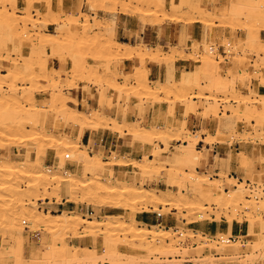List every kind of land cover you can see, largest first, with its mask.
<instances>
[{"label":"rangeland","instance_id":"obj_1","mask_svg":"<svg viewBox=\"0 0 264 264\" xmlns=\"http://www.w3.org/2000/svg\"><path fill=\"white\" fill-rule=\"evenodd\" d=\"M46 1L0 0V12L2 13L0 14V38L3 36L4 39L2 42H4L9 36H14L21 49L20 54H11L8 60L0 61V64H3L0 77L4 78L3 85L5 91H9V86L12 83L9 79L10 70L13 63H17L21 70L19 71L16 82L17 88L20 89V95L25 93L22 87H25L27 91L30 88L32 89L31 94L34 98L37 96L38 99L26 101L27 98L21 97L15 99L17 104L25 107V109H29L32 106L31 104H35V110H31L33 114L38 110L36 112L42 113L45 111L53 117L54 115L51 114L56 113L58 117H63L59 122L61 124L64 120L63 126L58 129L54 137L77 143L80 149L78 151L74 148L63 149L62 147L54 146L53 141H47L50 145L53 144L51 147L52 154H48L45 151L32 152L29 155L25 154L32 162L30 164H22L23 168L36 171L44 170L46 172L47 166L53 165L54 170L52 169L49 172L57 175L67 176L69 175L67 171L70 174H81L83 173L84 167L81 162L79 163V167L73 164L75 162V160H72L74 154L82 151V153L87 152L90 155L98 154L101 158V163H103L102 165H108L111 159L113 160L115 158L114 155L118 156L119 154L122 161L124 160L123 162L130 160L129 162L132 163L131 166H115L113 170L106 171L105 174L100 170H96L95 172H90V175H88L89 178L87 177V179H90L92 175H94V178H100L102 175L101 177L106 180L114 178V176L121 177L118 183H116L117 189L122 186L137 187L145 192L154 191L156 194L162 196L172 192L176 196L186 194V196L190 197L194 192L192 190V184L193 182L195 183V178L198 179L202 175L209 179H218L216 184L218 186H212L216 191L220 188L228 191L236 188L234 186L235 184L237 187L242 185L245 191L243 195L246 197L244 199H232L229 195L227 196L225 194L227 198L219 200L212 196H204L205 194L202 193V199H199L195 206H189L187 209H176L172 206L164 208V206L158 205L157 212L150 214L154 218L158 213L165 211L166 216L175 218L176 223L173 226L167 227L165 223L157 224L156 220H153L149 224H143L140 221L144 211L155 209L153 200L147 198L145 195L144 197H128L126 195V197H123L117 190L110 194V196L104 195L105 193L103 195L101 194L96 200L89 198L88 200H83V202L80 200L69 201V193L71 191H77L78 194L76 193L77 195L75 196L80 198L83 191L80 188L81 184L53 183L47 186L48 193L54 192L53 194L56 193L58 195L57 197L55 195L51 197L48 195V198H46L45 194L41 191L42 195L29 200L30 205H27L25 204V201H28L27 197L21 194L26 191L25 189L23 191V188H26L28 191L30 183L27 182L29 180H19L20 183L13 184L15 189L19 187L20 189L18 190H21L16 195L17 200H0V207L8 208V210L0 212V219L1 221L4 220L3 222L0 221V264H44V262L45 264H77V260H70L69 258L68 260L64 256H61L64 252L60 249V246L63 244H73L93 248L96 247L94 237L103 238L102 230H100L101 232H99L98 228L94 229L96 232L88 230V222H84L81 218L95 221L112 219L119 220V222L133 220L137 221L138 227L157 229L153 234H149L141 240L130 241L129 239L132 235L129 234L127 236V243H130V247L138 246L140 243L145 245L148 240H155L156 244L159 245L161 244L159 243L162 238L161 233L167 230L171 231L172 238L169 237L165 241H168L169 244L171 243L177 249L176 252H169L167 255L160 253L152 247L151 250L144 251L141 256L128 255L125 260L127 262L131 261L135 262V264H200L204 261H212V263L214 262L213 264H224L232 261H246L247 264H264V229L259 230L255 225L256 221L264 222V122H260L262 119L259 117L253 119L246 112L244 114L240 111V109L243 110V106H251V109H259L260 107L261 111L264 108V105H262L264 101V16L261 14L264 11V0H242L245 3L243 9L237 12V14H230L229 16L224 15L230 7L225 5L222 10L216 12L213 10L214 15L205 18H202L197 13H188L184 0H181L182 5L176 10H173L169 6L163 8L164 10L158 9L153 0H78L80 2V8L73 9L70 5H66L65 13L63 12L65 14L64 16L59 17L60 12L56 13L55 17L57 19L59 18L58 21L53 20V15H50L49 7L45 6ZM214 2L216 3L218 0L194 1L197 6L205 4L210 9H213ZM53 3L57 5L58 1L56 0V3ZM249 4H254V7L255 4H258L255 7L257 12L249 14L247 12ZM144 11H151L152 14L145 15ZM69 13L74 14V16L78 13L81 16V23L79 24L81 31L76 37L72 33L73 27L67 23L66 17H69ZM7 17L8 20L9 18L17 19L14 21L17 23V29L15 32H12L14 35L10 34V29L5 26L4 22H6L5 19ZM186 17H194L197 23H186ZM167 23L176 24L181 28V38L178 44L173 42L167 44H162V42L151 44L141 38L140 33L145 30V27L148 26L157 33L160 26ZM122 28L126 29V36L131 39L133 46L141 48L142 51L146 47H152L154 51L159 54L161 53L159 55L160 59L153 60L149 56L143 59L140 54L133 50V55L128 53L129 56H127V53H125L127 57L125 58V54L120 52L125 51V48L121 47L113 48L114 51H107L106 46L114 42L117 43V41L119 42V39H123L120 35ZM192 28H194V34H190L189 32ZM132 36L137 37V40L133 39ZM50 39H55V42L64 44L62 56L59 57L63 59L64 65L61 71L57 68H51L48 70V72L50 71L49 73H44L42 69L39 71L42 63L38 56L46 59L52 56V53L47 54L48 56L44 54L47 56L45 57L43 54L35 52L39 51V46H35L33 49V47L26 45L29 40H32L36 45H40L42 40L46 44L47 40ZM112 40L115 41L113 42ZM125 40L128 41V39ZM76 42L79 44H75ZM71 43H74V47L70 45ZM222 45L225 47L226 53L223 52L224 48ZM210 46H213V48L210 49ZM7 51L13 53V50H5V52ZM145 52L147 51L145 50ZM23 54L27 55L22 56ZM74 56L78 58L76 62H79V65L82 66H79L81 69L77 71H72L78 68H76L77 66L71 65L72 62H70ZM23 58H26L28 62L26 63L25 59L23 61ZM166 58L176 60L169 62ZM178 58L190 60L191 66L187 70H177V73H174L171 78L165 80L158 79L157 81L151 80L148 68L150 63L173 67V64L179 60ZM72 66L74 69H72ZM84 67H86V70L83 71L82 69ZM212 75H219L221 81L228 83L227 85L231 87L224 92H208L207 89L210 85ZM112 77H114L113 79L115 81L114 86L122 88L124 91L115 89L113 85L111 87L110 82L107 81L112 79ZM194 80L196 83H194ZM43 88H48L51 93L55 90H58L55 92H59L60 90L67 97L69 96L70 89L82 88L85 89L86 94L89 92L92 97L98 96L100 105L99 107H94L86 103L80 109L74 107L72 109L69 106V102H75L69 96L67 99V108L72 110L76 109V113L79 112L77 113L78 115L86 114L85 116L83 115V118L81 117L80 124L77 123L79 125L78 127H80L78 132L74 126L76 123L69 122L65 114L64 116H60L64 112L62 108L59 106V108L56 107L54 103L51 105V99L45 98L46 95L45 91H42ZM200 95H208L209 98H197ZM181 96H185L187 100L179 101V97ZM6 97L11 98L9 97V93ZM52 100H54V96ZM210 103L218 106L216 114L208 111L207 108ZM189 104H195L196 106L195 110L190 113L187 111ZM159 105H162L163 108L158 109L160 107ZM130 107H136L139 110V119L128 121L127 114ZM111 108L116 109V114L112 115L111 112L106 110ZM56 110L59 111L56 112ZM159 110H162L160 112L163 113L162 115L158 112ZM97 112L102 117H99ZM94 113L100 121L97 120V116L93 115ZM146 113L154 114V117H145ZM190 115L202 118L205 121H215L217 126L214 129L202 128L200 130H193L191 126H188L189 123L187 122ZM175 122L179 123L182 127L184 126V130L171 131L169 126L172 123L175 124ZM44 124L42 122L33 124L32 126L34 127H30L29 125L27 127V133H29L31 128H33L32 134H35L34 132L40 131L44 127H51L47 122ZM69 126L70 130L65 132L63 127ZM34 129L37 131H34ZM104 129L113 132L115 135L127 136L132 141L134 140L132 143L133 145L135 144V151L133 147L116 150V145H112L110 152L107 151L108 147H100L90 152L88 146L82 142L85 134L88 132L92 135L96 132L99 134ZM72 130L76 133L71 132ZM40 140V142H44L42 141L43 138ZM37 141L38 139L34 142L37 143ZM237 141L240 143L239 146H235ZM17 142H14L13 147L19 149L21 152L19 155L23 157L24 152H28L29 145H17ZM199 142L204 143L201 146ZM144 143L150 145V148L145 152L147 153V163H153V167L158 162L160 166L154 172L153 170L145 169V153L140 152L141 148L145 146ZM215 144H219L227 156L222 157L218 153L214 155L216 164L220 163L219 161H223L226 166L221 165L222 167L218 174L212 170L213 167L207 172L198 169L203 166V160L205 161L207 156H209ZM185 145L195 146L194 149L200 151L198 154L200 156L193 165L185 167V176L180 178L177 172L176 161L177 156L185 155L184 152L187 149ZM208 147H211V151L208 150ZM4 157L0 155V164L7 163ZM244 157L248 162L243 159ZM149 159L154 161L152 162ZM242 160L247 162V168L245 169L241 163ZM225 168H227L226 171ZM168 170L173 171L170 173ZM230 171H235L236 174L234 173V176H232L229 174ZM136 173L141 175V180L135 176ZM124 175L126 177L122 178ZM161 181L162 183L165 182V184L162 185ZM234 200L237 201L235 202ZM101 206L102 209L106 210L103 215H100L95 209L98 207L101 208ZM28 207H33L38 212L42 211L43 213L49 214H58L65 211L69 215L73 213L80 214L81 220H79L78 229L75 232V229L61 226L60 223L53 226L54 230L47 229L45 228L46 226H35L38 223L29 219L27 220L24 216H28L25 213L22 214ZM81 207L86 208L87 211H92L91 216L83 215L81 213L82 211H80ZM114 207L119 209L117 212L115 211V214L112 212V208ZM13 210L18 211L15 214L16 216ZM5 213L6 216L8 215L10 217H6L10 219L8 220L10 224L4 218ZM2 214L4 215L2 216ZM14 217L18 218L15 219V223L11 221ZM229 220L237 222L240 226L232 234L227 232L228 230L226 229ZM205 223L206 227H204ZM244 227H246L245 230L251 235H258L259 239L254 240L256 238L255 236L248 239L247 235L244 234ZM161 230L163 231L161 232ZM83 231L86 233H83ZM117 233L119 234L117 236L120 237V240L125 237L120 232ZM179 234H182V236ZM195 234H200V236ZM25 237L27 238V247L23 246L22 243ZM230 237L236 239L229 240ZM253 240L255 242L257 241L260 245L254 243ZM48 242L53 248L50 247V250L48 249L51 252L48 251L47 253L50 254L43 256L48 259L43 260L41 258L42 255L39 254V256L37 251H39L38 249H47V246H49ZM226 243H232L234 246H225ZM252 243L256 244V247L251 249L253 251H250L252 256L254 254L253 259H249V249L235 250V247L238 245H252L251 248H253L255 245ZM100 248L97 246V249L100 250ZM20 251L22 252L20 253ZM78 261L79 264L90 263L86 261H82L81 263V260ZM91 263L94 264L95 262ZM112 263L113 261L111 262L109 258L102 256L98 258L95 264Z\"/></svg>","mask_w":264,"mask_h":264},{"label":"bare ground","instance_id":"obj_2","mask_svg":"<svg viewBox=\"0 0 264 264\" xmlns=\"http://www.w3.org/2000/svg\"><path fill=\"white\" fill-rule=\"evenodd\" d=\"M57 1H58L57 5H55L53 3V2L56 3V0H47L45 2V6L49 7L50 15L51 14L53 15V16L52 15L51 16H52L53 20H55V21H58V19H59V18L57 19V17H55L57 12H60V14H59L60 16L57 15L59 17L65 15L64 14L65 13L64 10L67 7L66 5H70L73 9L74 8H78L80 6V2H78V0H57ZM137 1H140V0H137ZM141 1H144V0H141ZM146 1H148V0H146ZM153 1L156 3L155 5L158 7V9H163V8H166V7L169 6L173 10H176V9H179L181 7V5H182L181 0H153ZM153 1H150V2H153ZM194 1L195 0H184V3L186 4V8H187L188 13H197L202 18L210 17L211 15H214L213 9L208 8L207 6H205V4H201V5L197 6L196 5L197 2L194 3ZM14 5H16V4L14 3ZM216 5H217L216 8L218 10H222L225 5H227L228 7L230 6L229 9L227 10V13H224V15H228L229 16L230 14H232V15L234 14L235 15V14H237V12L242 10L244 5H245V3L242 0H218V2H216ZM256 5H258V4H255V7H256ZM255 7H254V4H249V8H247V12L249 14L257 12ZM58 10H60V11H58ZM144 12H145L144 13L145 15L152 14L151 11H144ZM79 13H81V12H79ZM0 14H2V13L0 12ZM249 14H247V15H249ZM261 14L264 16V11L261 12ZM46 15H48V14H46ZM75 16H74V14L69 13V17H66V18H67V23L71 24L69 26L73 27L72 33L76 37V36H78V34L81 31L79 29V24L81 23L80 22L81 21L80 20L81 16H79L78 13ZM0 19H1V17H0ZM15 20H17V19H15V18L10 19L9 18V20H8V17H7V19H5L6 22H4V23H5V26L10 29V34H13L12 32L13 31L15 32V30L17 29V23L14 22ZM186 23L196 24L197 21H196V19H194V17H191V18H187ZM113 24L115 25V23H113ZM0 25H1V23H0ZM27 31H29V30H27ZM27 31H26V33H27ZM3 39H4V37L1 36V38H0V61H2V62L8 60V58L11 57V54H20L21 53V49L18 46V41L16 40V38L14 36L11 35V37L9 36V38L6 41L2 42ZM54 40H51V39L47 40L46 44H44V40H42L40 45H36L35 43L32 42V40H29V42L26 45L28 47L29 46L33 47V49L35 48V46H39L38 47L39 51H35V52H39L40 54H43V55L44 54L47 55V54L52 53V56H49L46 59H42L40 56H38V58L41 59V63H42V67H41V63H40V67L41 68H39L40 69L39 71H41V69H42L43 70L42 72H44V73H46V72L49 73L50 71L48 72V70L51 69V68L52 69L57 68L58 70L61 71V68L64 65L63 59L59 58L60 56H62V51H63V48H64V44L61 43V42H57V41L55 42ZM112 41L114 42L115 40H112ZM77 43L78 42H76L75 44H77ZM111 44H113V45H111ZM111 44L106 46L107 47L106 48L107 51L108 50L112 51L113 48L121 47V48H125V51L124 50L123 51L118 50V51L122 52L123 54L127 53V56H129L128 53L132 54V52L134 51V52H137L138 54H140L141 58H143V59H146L148 56H149V58H152L153 60L160 59L159 55H161V53L160 54L157 53L156 51H154V49H152V47L151 48L150 47H146L145 50L147 52H145V50L142 51L141 48H136L135 46L127 44V43H120V42L117 41V43L114 42V43H111ZM70 45H73V47H74V43H71ZM212 48L210 46V49H212ZM7 49L13 50L12 51L13 53H11L10 51L5 52V50H7ZM30 50H28V51L31 53ZM135 50H138V51H135ZM140 50L142 51V53H141ZM29 52H28V54H29ZM32 52H34V51H32ZM170 54H171V52H170ZM26 55L23 54L22 56H26ZM47 56H45V57H47ZM124 57L127 58L126 54H125ZM29 58H31V57H29ZM24 59L26 60V63H27L28 62L27 59L23 58L22 60L24 61ZM76 59H78V58H76V56H74L72 61H70V62H72L71 65H74L75 67L77 66L76 68H78V69H74V67L72 66L73 68L72 67L71 68L74 69L72 71H77V70L81 69L80 67H82V66L79 65V62H76ZM166 59L169 62H173L174 60H176V59H169V58H166ZM38 60H36V61H38ZM23 63H25V62H23ZM29 63L31 64V62H29ZM9 64H10V62H9ZM28 64H27V66H28ZM30 64H29V67H30ZM2 65L3 64H0V72H1ZM85 68L86 67H84V69H82V70L83 71L86 70ZM33 69H31V70H33ZM82 70H80V71H82ZM19 71H21L20 68H19V65L17 63H13V66H12V68L10 70V75H9V79H10V81H12V83L10 84L9 89H8L9 91H5L4 85H3L4 78L0 77V155L5 156L4 158L6 159V162H7L5 164H0V196H1L0 200H12V201L15 200V199L17 200L16 195H18L21 190H18V189H20L19 187H17L18 189H15V186L13 184L20 183L21 180L22 181L29 180L27 182L30 183L28 191H27L26 188H23V191H24V189L26 191L23 192V194H21V195H25L27 197L28 201H25L26 202L25 204H27V205H30L29 200L38 198L39 195H42L41 191H42V193L45 194L46 198H48V195L50 197L54 196V195L57 197L58 195H56V193L53 194L54 192L53 193L52 192L48 193V187L47 186H50L53 183H60V184L61 183H69L71 185L81 184L80 188H82L83 191H82V194H81L80 198H77L75 196V195L78 194L77 191H71V193H69V197H70L69 201H75V200L78 201V200H80V201L83 202V200H88L89 198L92 199V200H94V199L96 200L97 197L100 196L101 194L103 195L105 193L104 195L110 196V194L114 193L117 190H118L117 192L120 193V195H122L123 197H126V196H128V197H132V196L133 197L134 196L144 197V195H145L147 198H150L151 200H153V202L155 203V209H153L151 211H148V210L144 211L142 217L140 218V221L143 224H149V223H152L153 220H156L157 224L158 223H161V224L165 223V224H167V227H169V226H173L176 222H175V218H173V217L170 218L169 216H166L165 211L161 210L162 212L158 213L156 217L154 216V218L150 214V213H153V212H157L158 205H162V206H164V208L167 207V206H172V207H174L176 209H182V208H186L187 209V208H189V206H195L197 201H199V199H202V197H203L202 193L205 194L204 196H212L215 199H219V200L220 199H226L227 197L225 196V194H227V196L229 195L230 198H232V199H244L246 197L245 195H243L245 191H244V187L242 185L237 187V185L234 183L235 184L234 186L236 188H233V189L228 190V191H224L222 188H220L219 190L216 191L214 189V187H212V186H214V185L218 186V185H216L218 179L217 178L216 179H209L208 177H205V176L203 177L202 175H200V177L197 176L198 179L195 178V183L193 182V184H192V186H193L192 190L194 192H193V195L190 196V197L186 196V194H182V193H181L182 195H179V196L177 195L176 196V195H173L172 192L169 193V194H166L165 196H162V195L156 194L154 191H146L145 192L141 188H137V187H125V186H122L121 188L117 189L118 187L116 186V183H118V181H119V179L121 177L118 178V177L114 176V178L106 180V179H103V177H101L102 175L100 176V178L99 177L98 178H94L93 177L94 175H92V177L90 179H87V177L89 178V176H88V175H90L89 173L90 172H95L96 170H100L103 174H105L106 171L109 172V171L113 170V167H115V166H120V165L121 166H129V165L131 166L132 163L129 162L130 160L128 162L127 161L123 162L124 160L122 161L121 157H119V154H118V156L114 155L115 158H113V160L111 159V162L108 165H102L103 163H101V158L99 157L98 154L90 155L87 152L82 153L83 151L79 152L77 154H74L72 156V160H75V162L73 164L76 167H79L80 166L79 163L81 162L82 166L84 167L83 168V173H81V174L74 173L76 175L70 174L69 171H67V173L69 174L67 176L66 175H57L55 173H51L49 171H52V169L54 170L53 165L52 166L48 165L47 166L48 171L46 169V172L44 170L36 171V170L28 169V168H23L22 164H26V163L30 164V162H32L31 159H28L27 155H29V153H32V152L36 153V152H39V151H42V152L45 151V152H48V154L49 153L52 154L51 147L53 146V144L50 145V143H47V141H53L54 146H57L59 148L60 147H62L63 149L74 148L76 151H78L80 149V146L77 143L68 141L67 139L54 137V134H56L58 129L63 126L62 124H63L64 120L62 121L61 124L59 123L60 120L63 117L62 118L58 117V115H56V113L55 114H51V115H54V117H53V116L48 115V113L45 112V111L42 112V113L41 112L40 113L36 112L38 110H36L35 113L33 114V113H31L32 112L31 110H35L34 109L35 108V106H34L35 104H31L32 106H30V108L28 107L29 109H25V107H23V106L21 107L20 105L17 104V101L15 99H18V98H21V97L27 98L26 101H29V100L31 101L33 99L38 100L37 96H36V98H34V96L31 94L32 89H30V88L28 89L29 91H27V89H25V87H22V90L25 93H23V95H20L21 94L20 93V89L17 88V85H16V82L18 80ZM66 72H67V70H66ZM34 73H37V72H34ZM38 73H40V72H38ZM50 75H51V73H50ZM113 78L114 77H112V79L109 78L110 80L107 81V82H110L109 84H111V87H112V85L113 86L115 85V81H114ZM194 83H196L195 80H194ZM227 84L228 83H224V82L221 81V78H220L219 75L218 76L212 75L211 76V82H210V85L208 86L207 90L210 93H213V92H224L226 89H229V87H231L230 85L228 86ZM114 88L115 89H119L120 91H124L122 88H119V87H115L114 86ZM43 89H42V91H45V95H46L45 98L51 99L50 102L52 101L50 104L52 105L54 103V105L56 107L59 106L64 111V112H62V114L60 116H64V114H65L67 116L69 122L80 124V122H81L80 119H81V117L83 118V115H84L83 113L84 112L81 113L83 115H78L77 113H79V112L76 113V109L72 110L73 109L72 107H71L72 109L67 108V99L69 98V96L67 97L65 95V93H63L60 90H59V92H55V91H58V90H55L54 92L51 93L48 88H45L44 90ZM82 91H83V94H85L84 96H86L85 89H83ZM8 93H9V97H11L10 99L6 97V95ZM53 96H54V100H52ZM117 96H119V94H117ZM179 98H180L179 101L187 100V98L185 96H181ZM195 98H196V96H195ZM197 98L206 99V98H209V97H208V95H200L199 97L197 96ZM8 100H10V101H8ZM73 101L75 102L76 105H79L81 107H84L83 104H86V98L85 97L81 101H78L77 99L76 100L73 99ZM194 102H196V101H194ZM262 105H264V101L262 102ZM208 106L209 107L207 109H208L209 112H212V114L213 113L214 114L217 113V111H218L217 107L218 106H216L213 103H210ZM161 107H162V105L160 107H158V109H161ZM187 108H188L187 111H189V113H190L191 111L195 110L196 106H195V104L194 105L189 104V106ZM57 111H59V110H56V112ZM161 111L159 110L158 112L160 113ZM240 111L242 113L246 112V114H248L249 117L252 116L253 119L256 118V117H259V118L262 119V120H260V122L261 121L264 122V108L261 111L260 107H259V109H251V106H249V107L243 106V110L240 109ZM91 113H93V112H91ZM160 114L162 115L163 113H160ZM93 115H95V113ZM93 115H91V116H93ZM97 115L99 116L98 112H97ZM97 115H95V116H97ZM98 116H97V120L100 121V119H98ZM100 116L102 117V115H100ZM103 118H105V117H103ZM103 118H101V119H103ZM160 118H161V116H160ZM68 121H67V123H68ZM41 122L43 124L47 122L48 124H50L49 126H51V127H49V128H45L44 127L40 131H37L36 129H34V131H37V132H34L35 134H32L33 133L32 132L33 128H31V130H29V133H27V129H28L27 127L29 125L31 127L33 124H38V123H41ZM76 124L74 125L75 128H76L75 130H77L79 132L80 127H78L79 125L78 124L76 125ZM32 127H34V126H32ZM183 127L179 123H176V122H175V124L172 123L169 126L170 130L174 131V132L181 131V130L183 131L184 130ZM63 128H64L65 132L70 130V126L69 127H63ZM73 130L71 132H74ZM166 132H167V130H166ZM74 133H76V132H74ZM177 133H179V132H177ZM1 136H3V137L1 138ZM41 138H43L42 141H44V142L46 141V143L40 142ZM36 139H38L37 143H35ZM15 141H18L17 145L18 144H24V146L25 145H29V148H28L29 150H28V152L27 151L24 152L23 157H20L19 153H21V152L19 151V149L13 147L14 144H15L14 143ZM144 145L145 146H143V147L141 146L142 148H141L140 152H142V153L147 152V150L150 148V145H147V143L146 144L144 143ZM185 147L187 148L186 151L184 152L185 155L177 156V161H176L177 172L180 175V178L181 177L183 178L185 176V167H189V166L193 165L196 162V160L198 159V157L200 156V155H198L200 153V151L195 150L194 149L195 146H193V145H185ZM59 148H57V149H59ZM25 154H27V155H25ZM115 154H116V152H115ZM144 155H145V158H144L145 161L144 162L146 163L145 164V167H146L145 169L153 170V172H154V170H157L158 167H160L158 162H157L156 166L153 165V167H152L153 163L149 164L146 161L147 160V153H145ZM152 159H149V160L153 162L154 160H152ZM243 159H245V157ZM245 160L241 161V163L243 164V168L244 169L247 168L246 163L248 162L247 160H246L247 162ZM168 171H170V173H171L173 170H168ZM150 172H152V171H150ZM135 176L138 177L140 180L142 179L141 175H138L137 173L135 174ZM125 177L126 176L124 175L122 178H125ZM44 194H43V196H44ZM105 197H107V196H105ZM18 198H19V196H18ZM22 198H25V197H22ZM102 198H104V197H102ZM89 204H93V203H89ZM90 209H92V208H90ZM95 209L97 210V212L100 215H103L106 212L105 209H102V206H101V208L98 207V208H95ZM124 209H127V208H124ZM4 210H8V208H4V207L1 208L0 207V212H2ZM112 210H113L112 211L113 214H115V211L117 212L119 209L114 207V208H112ZM80 211H82L81 213L83 215H88L89 217L91 216V212L92 211L91 212L87 211V209L84 208V207H81ZM16 212H18V211L15 210L14 211V215L16 214ZM24 213H25V215H27L29 217L28 218V217L24 216L25 218H27V220L29 219V220H31L33 222L38 223L37 225L35 224V226H41V227H45L46 226L45 228H47V229L49 228L51 230H54L53 229L54 225H57L58 223H60L61 226H65V227H68V228L75 229L74 231L76 232V230L78 229L77 226H79L78 225L79 224V220H81V219L84 222H88V226H87L88 230L95 231L94 229H97V228H98L99 232H101L100 230H102L103 238H99V237L97 238V236L94 237V243L96 244V247H93V248L88 247V246L81 247V246L73 245V244L72 245L71 244L70 245L69 244H63L62 246H60V249H62L63 252H64L61 256H64L67 259L69 258L70 260H75V261L76 260L77 261L81 260V263H82V261L90 262L89 264H92L91 262H93V263L95 262L96 263L98 258L104 256V257L109 258V260L111 262L113 261L112 264H135V262H131V261L127 262V261H125L128 255L132 254L133 256H137V255L141 256V254L144 251H149L148 249L151 250L152 247H154L155 250H158L160 253H163V254L164 253L165 254H167V253L169 254V252L172 253V252H176L177 251V249H175L172 246L171 243L169 244L168 241H165V239H169V237L172 238L171 237L172 233L169 230L161 233V237L162 238L160 239L159 243H161V244H159V245L156 244L155 240H148L147 244H145V245L140 243L138 246L130 247V245H129L130 243H127V240H128L127 236L129 234L132 235L131 238L129 239L130 241L141 240V239L146 238L149 234H153L157 230L155 228L154 229H150V228H146V227H138L137 221H133V220L129 221V222H119V220H112V219H102V220H99V221H95V220H92V219H88L87 220L86 218H81L80 214L73 213L72 215H69V213L67 214L66 211L58 213V214H49V213H43L42 211L38 212L33 207H28L24 212H22V214H24ZM108 214H109V212H108ZM108 214H106V215H108ZM0 215H1V213H0ZM3 215L4 214H2V216ZM14 215H12V216H14ZM21 216H23V215H21ZM6 217H8V215L6 216V213H5V216H4L5 220H7V221L10 220V219H7ZM8 218H10V217H8ZM16 218L17 217L12 218L13 220L11 219V221H13V222L16 221L15 220ZM2 220H3V218H2ZM0 221H1V219H0ZM3 221H1V222H3ZM80 223H81V221H80ZM9 224H10V222H9ZM255 225H256V228H259V230L264 229V222L263 221H256ZM204 227H206V223H205ZM239 227H240L239 224L237 222L233 221V220H229L227 222V225H226V229L228 230L227 232H229L231 234L234 232L235 229H237ZM118 228H120L121 230L120 229L117 230ZM64 229H67V228H64ZM245 229H246V227L243 228V231H244V234L247 235L248 239L250 237H252V236L256 237V238H254V240H256V239L258 240L259 239L258 235H251ZM162 231L163 230H161V232ZM117 232H120V234L125 235V237L120 240V237L117 236V235H119ZM83 233H86V232L83 231ZM195 235L200 236V234H195ZM195 235H192V236H195ZM22 243H23V246L27 247V244H26L27 243V238L26 237L23 238ZM254 243H257V241L256 242L254 241ZM254 243H252V244H254ZM260 243H261V241H260ZM51 244H52V241H51ZM257 244L260 245L259 243H257ZM45 245H46V243H45ZM52 245L50 246V243H49V246H47L48 248L45 249V250L44 249H38L40 251V252L37 251L38 255L41 254L42 255L41 258L43 260L44 259L45 260L48 259V258H45L43 256H46V254H50V253H47V252L50 250L49 249L50 247L53 248ZM254 245L255 246L253 248H251L252 245H249V246L248 245H241V246L238 245V246L235 247V250L239 251V250H248L249 249V251H248L250 253L249 254L250 255L249 259H253L254 258L253 257L254 254L252 256L251 252L253 250L251 251V249H254L256 247V244H254ZM97 246L101 247L100 250L97 249ZM225 246H231L232 247L234 245H232V243L231 244L226 243ZM21 252L22 251H20V253ZM49 252H51V251H49ZM248 252H246V253H248ZM75 261H73V262H75ZM77 261H76V263L79 264L78 263L79 261L78 262ZM213 263H212V261L211 262L210 261H204V262H202L200 264H213ZM41 264H43V263H41ZM44 264H45V262H44ZM54 264H56V263H54ZM218 264H222V263H218ZM224 264H247V263H246V261L245 262L232 261V262H227V263H224Z\"/></svg>","mask_w":264,"mask_h":264},{"label":"crops","instance_id":"obj_3","mask_svg":"<svg viewBox=\"0 0 264 264\" xmlns=\"http://www.w3.org/2000/svg\"><path fill=\"white\" fill-rule=\"evenodd\" d=\"M216 3L214 2V7L213 10L219 11L216 8ZM188 24H193V23H188ZM125 28H122V30H120V35L121 38L123 39H119L120 43H127V44H131L133 45L131 39L129 37L126 36L127 31H125ZM190 34H194V28H192V30L189 31ZM128 35V34H127ZM141 38L144 39L146 42L151 43V44H156V43H160L162 42V44H167L169 42H173L175 44H178L180 38H181V28L176 25V24H163L162 26H160V29L158 30V32L156 33L155 31H153L150 27H145L144 31H141L140 33ZM131 36V35H129ZM133 39L137 40V37L132 36ZM125 39H128L125 40ZM262 39V37H261ZM189 66H191L190 60H183V59H179L175 62V64L173 65V67H167L166 65H159V64H154V63H150L148 65L149 68V77L151 78L152 81H157L158 79L161 80H165L168 78H171V76H173L174 73H177V70H187L189 68ZM123 67V65H122ZM83 89L79 88V89H70L69 90V96L70 97H74L73 99H77L78 101H81L84 99V95H83ZM86 98V103L89 106H94V107H99V100H98V96L96 97H92L90 95V93L88 92L85 96ZM69 106L80 109L81 106L76 105L73 102H69ZM108 112H111V114H116V109L115 108H111V109H106ZM155 113V111H154ZM139 110L136 107H130L128 110V114H127V119L129 120H133L135 121L136 119H139ZM145 117L151 118L154 117V114L151 113H146ZM187 122L189 123L188 126H191V128H193V130H200L202 128H207V129H214L217 124L215 121H205L202 118H198L194 115H190L187 119ZM95 141V142H94ZM83 144L87 145L89 148L90 152H93L94 150H97L100 147H108V152L111 151L110 147L112 145H116V150H124L125 148H131L133 147L134 151H135V144L133 145L132 142H134V140L132 141L129 137L127 136H122V135H115L113 132L104 129L101 133L97 134V132L92 135L90 132L86 133L83 139ZM94 142V143H93ZM91 148V149H90ZM208 150L211 151V147H208ZM219 154L222 157H227L225 154V152L222 150V148L219 146V144H215V146H213L212 151L210 152L209 156H207V158L205 159V161L203 160V166L199 167L198 169L204 170V172H207L209 170L215 171L216 174H218L221 170L222 166H226V164L223 161H219L220 163L216 164L214 155ZM222 165V166H221ZM227 170V168H225V171ZM234 173L236 174L235 171H230L229 174H231L232 176H234ZM162 183V181H161ZM165 182L162 183V185H164ZM161 186V185H160Z\"/></svg>","mask_w":264,"mask_h":264},{"label":"built area","instance_id":"obj_4","mask_svg":"<svg viewBox=\"0 0 264 264\" xmlns=\"http://www.w3.org/2000/svg\"><path fill=\"white\" fill-rule=\"evenodd\" d=\"M212 47H213V46H211V48H212ZM222 47L224 48V49H223V52L226 53V52H225V51H226V50H225V47H224L223 45H222ZM225 57H226V56H225ZM200 143H201V144H200ZM203 143H204V142H199V145L202 146ZM239 144H240L239 141H237V142L235 143V146H239ZM179 235L182 236V234H179ZM235 239H236V238H234V237H230V238H229V240H235ZM220 240H222V239H220ZM182 242H183V241H182Z\"/></svg>","mask_w":264,"mask_h":264}]
</instances>
